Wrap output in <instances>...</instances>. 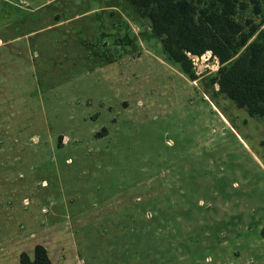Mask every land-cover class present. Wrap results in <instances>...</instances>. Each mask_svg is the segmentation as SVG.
<instances>
[{"label": "rangeland", "instance_id": "obj_1", "mask_svg": "<svg viewBox=\"0 0 264 264\" xmlns=\"http://www.w3.org/2000/svg\"><path fill=\"white\" fill-rule=\"evenodd\" d=\"M187 55L129 0H0V264H264V114Z\"/></svg>", "mask_w": 264, "mask_h": 264}, {"label": "trees", "instance_id": "obj_2", "mask_svg": "<svg viewBox=\"0 0 264 264\" xmlns=\"http://www.w3.org/2000/svg\"><path fill=\"white\" fill-rule=\"evenodd\" d=\"M129 1L143 9L150 19L152 33L162 38L167 53L185 71L191 73L187 52L200 55L211 50L219 62L216 80L220 89L249 114H264V39L253 40L245 53L231 60L256 27L252 24L246 32L234 17L243 0H213L217 8L201 9L197 18L189 0ZM17 264H52V261L46 246L37 243L32 256L20 252Z\"/></svg>", "mask_w": 264, "mask_h": 264}]
</instances>
